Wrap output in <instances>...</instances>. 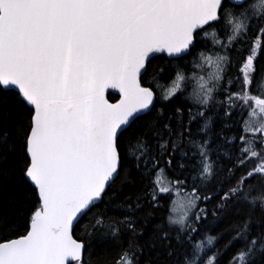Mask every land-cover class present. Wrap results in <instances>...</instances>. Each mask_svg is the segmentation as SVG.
I'll use <instances>...</instances> for the list:
<instances>
[{
	"label": "snow or ice",
	"instance_id": "6c2138e0",
	"mask_svg": "<svg viewBox=\"0 0 264 264\" xmlns=\"http://www.w3.org/2000/svg\"><path fill=\"white\" fill-rule=\"evenodd\" d=\"M98 245L264 264V0H0V264H95Z\"/></svg>",
	"mask_w": 264,
	"mask_h": 264
},
{
	"label": "trees",
	"instance_id": "16d2710c",
	"mask_svg": "<svg viewBox=\"0 0 264 264\" xmlns=\"http://www.w3.org/2000/svg\"><path fill=\"white\" fill-rule=\"evenodd\" d=\"M208 40H209L208 41L209 45H211L210 43H212V37L210 36ZM195 70L196 69H193V71ZM189 73H192V72H189ZM189 73H187V75L191 76L189 75ZM159 84H160V89L162 92H166L167 89L171 86V83L167 78L160 80ZM196 87H197V82L195 79H192V81L189 84V95L191 94V91L195 89ZM108 97L111 100H115L118 98V95L113 92H109ZM161 177L163 181L165 180V182H167L169 179V177L165 175H161ZM126 188L129 190V193L132 195H134L135 192L137 191L136 185H126ZM175 195L176 193L174 194L173 192L172 200L174 199ZM241 208L243 209V211L239 215L233 213V214H230L228 218L219 220L215 225H213V231L210 232L209 234L215 235L219 232H222L224 234L222 242L229 239L231 237V233L227 231V229H229L233 225V223H235L236 221H242L244 219V212L247 211V205H242ZM170 210H171V205H169V211ZM109 215L113 216L115 219H123L124 214L120 212L119 210H116L113 212H109ZM84 222L86 223L87 219H85ZM256 227H257L256 225L253 226L254 230L256 229ZM125 241L127 242V237H125ZM205 241H206V237H205ZM242 243L243 242H240V246H242ZM114 256H115V252L111 250H106L104 245H98L95 249L93 259L95 261V264H109V259Z\"/></svg>",
	"mask_w": 264,
	"mask_h": 264
},
{
	"label": "rangeland",
	"instance_id": "374dc122",
	"mask_svg": "<svg viewBox=\"0 0 264 264\" xmlns=\"http://www.w3.org/2000/svg\"><path fill=\"white\" fill-rule=\"evenodd\" d=\"M203 75L204 73L200 70L198 73H189V75H191V76H188V78H189V81L191 82L192 81V79H195V77L197 76V75ZM196 80V79H195ZM190 84V83H189ZM191 89V88H190ZM161 179H162V177H160ZM163 180V179H162ZM164 182H165V180H164ZM174 194H175V192H174ZM179 199V197L177 196V195H175V197H174V199H173V201H176V200H178ZM174 216H179V215H181L182 214V211L181 210H177L175 213H172Z\"/></svg>",
	"mask_w": 264,
	"mask_h": 264
},
{
	"label": "water",
	"instance_id": "95a60500",
	"mask_svg": "<svg viewBox=\"0 0 264 264\" xmlns=\"http://www.w3.org/2000/svg\"><path fill=\"white\" fill-rule=\"evenodd\" d=\"M109 92H113V93L117 94L118 95V98L116 100H110L109 97H108V93ZM108 93H107V98H108V100H109L110 103H117L119 101L120 94H119V90L118 89H109L108 90Z\"/></svg>",
	"mask_w": 264,
	"mask_h": 264
},
{
	"label": "flooded vegetation",
	"instance_id": "af4514ba",
	"mask_svg": "<svg viewBox=\"0 0 264 264\" xmlns=\"http://www.w3.org/2000/svg\"><path fill=\"white\" fill-rule=\"evenodd\" d=\"M256 2L259 3V0H256ZM209 37H210V36H209ZM209 37H206L205 39H206L207 41H209V40H210V39L208 40ZM210 44H211V43H210ZM199 71H200V69H196L195 71H192V73H195V74H196V73H198Z\"/></svg>",
	"mask_w": 264,
	"mask_h": 264
}]
</instances>
